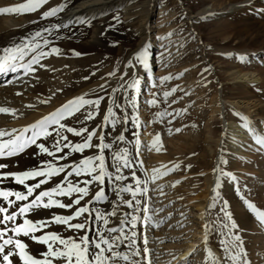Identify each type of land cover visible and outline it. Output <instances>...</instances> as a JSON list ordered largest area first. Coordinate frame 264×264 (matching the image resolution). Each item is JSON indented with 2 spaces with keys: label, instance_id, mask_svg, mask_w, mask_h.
<instances>
[{
  "label": "rangeland",
  "instance_id": "obj_1",
  "mask_svg": "<svg viewBox=\"0 0 264 264\" xmlns=\"http://www.w3.org/2000/svg\"><path fill=\"white\" fill-rule=\"evenodd\" d=\"M23 1L0 0V8L15 7ZM21 16L0 14V26L12 28ZM121 19L122 13H118L115 20L119 23ZM145 25L147 38L137 51L147 48L148 68L135 61L137 52L133 53L132 45H126L119 72L97 82H111L121 76L126 58L133 54L130 58L134 56L131 64L134 69L127 73V83L118 88L113 82L102 89V94L83 95L85 99H104L99 109L85 107L65 124L75 125L74 118L81 115L80 128L94 130L97 135L108 129L115 132L122 127L121 111L124 121L129 119L133 123L134 160L147 189L141 208L146 207L148 211L141 210L137 220L139 241L144 252L147 251L143 264H233L228 250L233 254L241 251L248 264H264L263 255L258 253L264 247V225L244 203V200L255 201L252 198L255 187L264 184V149L256 143V138L264 135V0H152ZM48 61L49 58L42 59L41 63ZM98 70L100 67L94 74L87 72L88 77L82 83L89 85L90 76ZM165 76L172 78L161 83ZM36 79L37 72L25 76L22 69L11 72L7 80L0 76V107L10 112L18 107V114L14 113L22 118L50 109L58 101L54 91L47 95L35 94L31 103L27 97L20 101L19 95L14 99L4 98L8 90L24 91ZM133 79L140 81L138 89L126 88L121 97L123 88ZM173 88L177 91L165 98L164 93ZM113 89L120 91L113 92ZM129 90L130 97L136 98L134 107L127 99ZM121 98L128 100L129 114H126L128 104L121 103ZM153 99L156 105L149 106L148 101ZM215 99L219 102L217 106ZM43 100L48 102L41 103ZM117 103L120 108L116 107ZM109 107L115 116L105 122L103 118ZM217 107L220 113L215 114ZM88 111L97 114L95 119L85 122ZM9 115L0 113V131L8 129ZM241 117L247 119L252 132L243 126ZM112 120L118 123L113 126ZM224 121L234 123L236 129L246 133V138L241 139L236 133L224 137ZM157 135L159 141L153 146ZM237 139L242 140L243 149L239 148L241 156L236 157ZM89 156L94 155L85 157ZM0 162H5V158ZM153 169H158L159 175ZM211 175L212 188L206 193L205 180ZM97 185L91 186V192ZM255 191L258 198L263 197L260 191ZM204 195L206 208L200 224L194 204ZM98 204L99 201L95 205ZM225 204L230 219L222 211ZM239 213L248 217V227L239 223ZM90 216L88 213L86 223L91 237L96 226ZM236 236L240 237L239 249L233 244ZM208 251L214 260L208 258Z\"/></svg>",
  "mask_w": 264,
  "mask_h": 264
},
{
  "label": "snow or ice",
  "instance_id": "obj_2",
  "mask_svg": "<svg viewBox=\"0 0 264 264\" xmlns=\"http://www.w3.org/2000/svg\"><path fill=\"white\" fill-rule=\"evenodd\" d=\"M49 0H26L15 7L0 8V14H26L39 10L42 6L48 4ZM64 11V7H52L48 11H44L41 15V19H47L49 17H55L58 13ZM63 27L67 28L68 25L64 24ZM59 31V27L56 28ZM47 32L52 34V29L45 28L43 31H36L31 41H24L23 43L15 44L12 47H6L2 49L3 55H0V73L4 72H17L23 70L24 75L28 76L36 72V67L39 66L48 69L46 65L41 63L42 59H46L49 56L62 55L61 50L58 47H51L47 51L43 50L40 43L32 42L37 37H42L43 33ZM50 41L48 39L43 40V46L46 48ZM32 53L31 58L25 61V57ZM74 56L81 55L73 51ZM243 60V58H241ZM135 61L141 64L145 69L148 68V50L145 47L142 51L135 55ZM23 62V63H22ZM132 61L129 62L131 65ZM208 71V69H205ZM94 74V73H93ZM110 76H114L115 73H109ZM183 75V74H181ZM172 77L165 76L161 83L171 79ZM179 78V77H176ZM84 79H87L85 77ZM123 79V77H121ZM140 81L133 79L131 83L127 84V89H138ZM104 88V85H100ZM120 89H113V92H119ZM177 89L173 88L164 93V97L168 98ZM21 95V93H16ZM86 95V94H85ZM187 95V93H185ZM48 99H51L49 97ZM104 97H98L95 100L85 99V96H79L74 99L68 100L59 109L51 113L49 116H45L42 119L33 123L30 127H25L16 133V130L12 132L0 131V159L13 157L23 153L28 147L35 146L39 149V154H46L49 157H54L57 161L56 164L50 162H42L36 168L25 170L20 173L0 172V183L5 179H11L16 184L22 185L26 191H13L0 188V264H15L13 257H17L19 264H139V261L134 259L140 255V251L134 246L136 240V232H131V235L125 231V219L121 218L120 226H109L110 217L116 216V209L109 213L96 212L94 219L100 224V227L95 229V239H92L89 233V225L85 222L87 220V214L91 211L86 201L81 205L82 201H85L90 195V189L93 184L101 185V188L97 190L93 196L95 201L105 200V192L102 185L106 179V167L105 157L102 154L106 149L112 147L111 144L104 142L103 135H97L96 131H89L86 127L74 128L70 127L63 121L74 117L77 113L81 112L85 107L99 109L101 100ZM130 104L134 107L136 103L135 96L129 97ZM48 100H43L41 103H47ZM112 103H116L115 100ZM157 101L155 99L148 101L149 106H155ZM117 108H120V104H116ZM0 113L15 114L10 112L7 108H0ZM95 111H88L84 116V121H90L95 119ZM160 115H163L161 113ZM115 116L112 107L107 109V114L104 116V121L109 122L110 117ZM244 120V127L252 132L249 127V122L246 118L241 117ZM114 126L118 121L112 120ZM49 127L53 130L49 131ZM177 132L180 129H176ZM31 135H26L27 133ZM67 132L73 136L83 137V142L73 143L69 141L68 136L63 133ZM7 137V139H5ZM54 137L51 148L47 147L43 143H38L41 139H47ZM96 137L99 143L94 144L93 138ZM125 139L123 134L117 137V140L122 142ZM159 141V135L154 138L153 146ZM256 143L261 149H264V135H260L256 138ZM95 148L98 150V154L81 159L79 163L70 166L66 169L63 165H59L60 160H66L72 153H83L84 150ZM65 149L69 151L64 155H57L64 152ZM159 150V149H157ZM114 159L117 161V167L115 172L118 173L114 176V180L119 182L116 195L120 196L122 193L131 194L135 198L138 194L147 192V189L136 187L135 189L131 184L125 185L123 181L126 179L124 175H121V168L132 167L129 162L127 153L124 150H120L115 155ZM7 164H0V169L8 168ZM178 167V166H177ZM154 173H158V169H153ZM63 174L62 181L57 183L55 187L50 189L41 190L37 193V189H41L42 185L48 184L50 179L55 176ZM87 177L86 179L75 182L71 181L70 177ZM37 178H42L38 179ZM111 179L112 177H108ZM156 176L152 177L155 182ZM37 180L35 184H29L27 181ZM132 180L136 185H140L141 181L136 179L135 173L132 174ZM83 185V186H81ZM175 186V185H173ZM14 197V199H10ZM30 197L32 199H30ZM56 197H67L70 203L62 202ZM122 203L128 208L133 207V200H126L121 197ZM26 202L20 204L17 207L18 202ZM247 208L255 212L256 217L261 225H264V211H258L256 207L244 200ZM7 205V207L3 205ZM135 205L138 210L147 212L148 208L139 209V201H135ZM79 206V207H77ZM16 208V211H10L12 208ZM51 209L59 208L65 211L71 212L69 215H54L50 219L33 221L26 218L27 213L35 209ZM75 208V211L71 210ZM227 205L224 209L225 216L230 219L226 211ZM81 217L85 218V221H80ZM18 218H23L22 223L17 224ZM139 219L136 215L131 216V227H136V222ZM51 225H62L73 233L83 232L84 235L64 237L56 232H45L44 230ZM207 227V226H206ZM233 227H235L233 225ZM41 232L43 234L37 236L36 233ZM11 233V235H9ZM24 236L32 239L34 242L46 245L47 251L41 253L42 258H37L28 251V245L22 242L19 237ZM127 241V243H125ZM240 237L236 236L233 241L236 249L240 248ZM129 248L128 252L118 251L121 247ZM7 249V250H6ZM94 249V250H93ZM207 251V250H206ZM144 255H147L145 250ZM208 258L213 259L212 253L207 252ZM228 258L231 259L233 264H248L246 258L241 251H236L235 254L231 250H228ZM207 264V262H206Z\"/></svg>",
  "mask_w": 264,
  "mask_h": 264
},
{
  "label": "bare ground",
  "instance_id": "obj_3",
  "mask_svg": "<svg viewBox=\"0 0 264 264\" xmlns=\"http://www.w3.org/2000/svg\"><path fill=\"white\" fill-rule=\"evenodd\" d=\"M23 2H26V0H24ZM151 3L152 0H51L50 3L42 6L39 9H42V11L37 10L36 12H33L29 15L22 14L21 20H18L17 25L13 26L12 28L0 26V55H3L2 49L6 47H12L15 44L23 43L24 41H31L36 31H43V29L45 28L52 29V34L49 35L47 32H44L42 37H37L36 40L32 42L40 43L43 50L45 51H47L51 47H58L62 53V55L60 56H49V61L46 64H43L46 65L48 69H55V71L45 70L44 68L35 66L37 69L36 72L38 79L31 81L26 90L24 89V91L18 92L21 93V95H19L20 101L21 99L27 97L26 100H31V103L33 101L32 96H34L35 94L47 95V93H51L52 91H54L53 94L55 95L56 99H58L57 103L53 105L50 109L45 111H38L33 115L29 116L28 118H22L21 116H17L16 114H10L9 122L11 123L8 129L4 131L12 132L13 130H16V133L18 134L19 131L23 128L30 127L36 121L42 119L45 116H49L51 113L55 112L68 100L83 96L85 94L88 95L89 93L102 94L103 88H101L100 85H104V87H110V84L114 82L115 86L120 88L123 83H127L126 75L128 72H130L131 69H134L133 67H131L132 65L129 64L130 61H132L133 63L134 56L130 58V56H132L133 54H130L126 58L123 65V69L121 71V76L117 77L111 82L104 81L102 83H99L97 81L101 78L103 79L108 77L109 73L119 72L121 68V63L124 58L123 48L126 45H132L134 47L133 53H138L137 50L143 45L145 39L147 38L145 24L148 18ZM60 6L64 7V11L58 13L55 17L41 19V15L44 11H48L52 7ZM118 13H122V19L119 23L115 20V17L118 15ZM64 24H67L68 27H63ZM57 27H59V31H56ZM44 39H48L50 41L49 45L46 48L43 46ZM112 44H114L115 46L113 47ZM73 51L80 53L81 55L74 56ZM31 55L32 53H29L25 57L24 62H27V60L31 58ZM99 67L101 70H98L99 72L97 74L90 76V84H83L82 79L86 77L87 72L93 74V72L97 71V68ZM10 74L11 71H8L0 73V76L4 77V80H7L9 79ZM121 77H123V79H121ZM237 78L238 76H236V79ZM238 79L242 78L240 77ZM43 80H45V82H43ZM79 86L84 89L81 90ZM126 86L127 84L125 85L123 91L120 94L121 97L123 96L122 94L125 95ZM1 92L0 96L2 94ZM131 93L132 91L129 90L127 93L128 98L130 97ZM7 94L8 95H5L4 98L8 96L9 98L14 99V97L18 96L15 92L11 90H8ZM127 99L121 98V103L126 102L128 104ZM14 101L12 103L13 105L15 103ZM37 103L38 102L35 101V104ZM218 104V100L215 99L214 105L217 106ZM129 105L130 104L127 105L128 107L126 109V114H129ZM19 110L20 108L17 107L14 112L17 113ZM213 112L220 113V107H217ZM119 114L123 117L121 129H119V131L116 130L115 132L113 130L108 129V131L104 130L99 134L104 136L105 143H109L112 145L110 149H106L102 153L105 157V167L107 173V177L104 181V184L102 185L103 190L105 192V200L99 201V204L95 205L97 201L93 200V196L95 192L101 188V185L98 184L95 187L94 191L92 190L93 192H91L90 189L89 197H87L85 201H82L81 205L86 201L88 202L89 208L91 210L89 212L91 215L90 218H92V224L93 226H96V228L100 227V224L94 221V215L96 212L109 213L116 209V216L109 218V226L119 227L121 218L125 219V231L128 232L129 235H131V232L133 231L136 232V236L134 237V239L136 240V244L134 247L140 251V255L138 257H134V259L138 260L139 264H143V259L145 255L143 246L140 244L139 241L140 238L137 225L138 221L136 222L135 228L131 227L130 221L132 215H136L137 217L141 215L142 211L137 209L135 201H139V209H142L141 202L144 192L138 194L135 198H133L131 194L128 193H122L120 194V196L116 195V189L119 182L114 180V176L118 174L115 172V169L118 165L117 161L113 158L115 157L114 154L116 155L117 152L120 151L119 148L122 144L123 146L121 150H124L127 153L129 162L132 165V167L130 168H121V173L119 174L124 175L126 177L123 183L125 185L131 184L134 189L136 187L146 189V184L143 182L144 177L141 173L142 171L140 168H138V163H136L134 160L135 146L132 144L133 138L135 136L133 129L134 125L130 122L129 119L124 121L123 111H121V113ZM67 120L63 121V123H65ZM74 120L75 121L73 123L75 125H70V127L80 129V127H82L81 124L83 122L81 115L75 117ZM222 127L224 137L236 133L235 135L237 137L241 139L246 138V133H244V131L240 130L239 128L236 129L237 126H235V124L232 122L228 123L224 121ZM52 130L53 128L49 127V131ZM63 134L68 136L69 141L73 143L83 142V139L81 137L73 136L72 134L67 132H64ZM120 134H123L125 137L122 142L117 140V137ZM26 135L30 136L31 133L29 132ZM5 139H7V137H5ZM53 139L54 137L41 139L38 141V143H43L47 147L51 148ZM237 141L238 144L234 143L237 145V148L233 147L236 150L234 152L236 157L241 156V154L239 153V148L243 149V146H240L242 140L237 139ZM93 143H99L98 139L95 138L93 140ZM68 151V149H65L64 152L59 153L57 155L62 156ZM88 154L96 155L98 154V150L95 148H90L84 150L83 153H72L68 156L66 160H60L59 165H63L66 169H68L70 168V166L79 163V161ZM42 162H50L53 164L57 163L54 157H49L46 154H39V149L33 145L28 147L23 153L13 157L5 158V162H0V164L9 165L8 168L0 172L20 173L25 170L36 168ZM133 173H135L136 179L141 181L140 185H136L135 181L132 180ZM157 175L159 174L157 173ZM109 176L112 178L109 179ZM62 178L63 174L52 177L48 184L42 185L41 189H37V193L41 190L55 187L57 183H60L62 181ZM82 178L86 179V177ZM38 179L42 178H37V180ZM69 179L73 182L76 181L75 176L70 177ZM37 180H29L27 181V183L35 184ZM205 181V192L209 193L210 189L212 188V175L209 176ZM0 188L13 191H26L22 185L16 184L11 179H5L2 183H0ZM223 189L224 185L222 190ZM256 189L261 192L263 196L262 198L257 197V192L255 191ZM255 190L252 194V198L255 201H253L252 203L257 207L259 211H264V184H261L259 187H255ZM121 197L126 200H133V207L128 208L126 205H124L122 203ZM56 198L60 199L62 202L70 203L67 197ZM10 199H14V197ZM30 199L32 198L30 197ZM23 203L26 202H18L17 207ZM4 206L7 207L6 204ZM194 207L196 208L197 212L196 219L200 221V224H202L201 219L203 218V213L206 208V195H204L201 200L197 201L194 204ZM10 211H16V208L14 207L10 209ZM71 211L74 212L75 208H73ZM57 214L69 215L71 214V212L59 208H40L27 213L26 218L31 219L33 221H40L50 219L52 216ZM238 217H240L239 223L242 224L243 227H248L249 219L246 214L239 213ZM22 220L23 218H18L16 223H22ZM81 221H83L82 218L80 221H73V223ZM1 227L2 226L0 225V228ZM95 229L91 236L92 239H95ZM44 231L56 232L64 237L80 236L82 233H73L62 225H51ZM41 234L43 233H36L37 236ZM9 235H11V233H9ZM19 239L28 245V251L37 258H42L41 253L47 251L46 245L36 243L28 237L21 236L19 237ZM262 240L264 241L263 236ZM125 243H127V241H125ZM117 250L128 252L129 248L122 246L120 249ZM258 253L260 256L263 255L261 257H264V247H262L261 249L259 248ZM13 259L15 261V264H19V260L17 257H13ZM57 264H59V262H57ZM121 264H123V262H121Z\"/></svg>",
  "mask_w": 264,
  "mask_h": 264
},
{
  "label": "water",
  "instance_id": "obj_4",
  "mask_svg": "<svg viewBox=\"0 0 264 264\" xmlns=\"http://www.w3.org/2000/svg\"><path fill=\"white\" fill-rule=\"evenodd\" d=\"M215 170L218 171V164H216Z\"/></svg>",
  "mask_w": 264,
  "mask_h": 264
}]
</instances>
